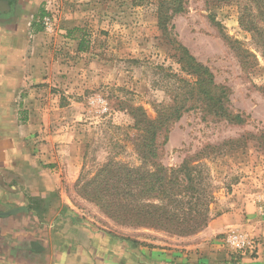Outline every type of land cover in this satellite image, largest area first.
Segmentation results:
<instances>
[{"label": "rangeland", "instance_id": "1", "mask_svg": "<svg viewBox=\"0 0 264 264\" xmlns=\"http://www.w3.org/2000/svg\"><path fill=\"white\" fill-rule=\"evenodd\" d=\"M246 2L185 0V10L173 14L171 34L165 35L158 17L167 8L166 0L41 1L42 15L36 21L42 51L39 98L42 111L51 115L28 144L35 142L47 150V159L37 158L40 167L54 168L56 173L54 169L51 173L70 179L64 192L70 197L73 223L49 230L51 239L47 230L41 234L36 229L39 238L14 250V261L140 264L144 260L134 255V249L181 248L182 237L219 218L222 222L214 223L209 241H218L234 256L264 254L261 139L238 147L223 144L204 160L214 199L207 225L191 234L120 224L85 190V183L109 160L140 164L132 109L141 106L153 119L175 98L181 85L177 78L192 80L178 61L177 44L209 68L215 83L227 90L229 109L245 122L229 123L198 109L184 112L159 132L157 162L176 167L207 144L258 133L264 127V19H255V32L242 26L239 18ZM235 233L249 240L245 250L235 251L226 242ZM111 238L119 239L116 248Z\"/></svg>", "mask_w": 264, "mask_h": 264}, {"label": "crops", "instance_id": "2", "mask_svg": "<svg viewBox=\"0 0 264 264\" xmlns=\"http://www.w3.org/2000/svg\"><path fill=\"white\" fill-rule=\"evenodd\" d=\"M41 1L0 0V264H22L14 261V250L35 242L37 232L47 230L51 239L52 230L73 223L70 197L64 192L70 179L51 173L54 168L40 167L37 158L47 159V150L28 144L51 115L42 111L39 98L42 51L36 21L42 15ZM220 221L182 237L181 248H138L134 255L144 260L140 264H264V254L234 256L218 241H209L214 223ZM118 242L110 240L114 248Z\"/></svg>", "mask_w": 264, "mask_h": 264}, {"label": "trees", "instance_id": "3", "mask_svg": "<svg viewBox=\"0 0 264 264\" xmlns=\"http://www.w3.org/2000/svg\"><path fill=\"white\" fill-rule=\"evenodd\" d=\"M247 1L243 6L245 11L240 14V24L255 32V19H264V0ZM166 2L167 8L159 12L158 25L165 35H169L173 28L170 19L174 13L185 10V0ZM177 45L178 61L192 80L177 78L181 85L176 88L175 98L171 104L160 107L153 119L141 106L132 109L133 143L140 164L131 166L109 160L90 182L85 183V190L120 224L187 235L205 227L210 218L214 196L204 171V160L220 150L223 144L238 147L254 139L264 141V127L258 133L248 132L215 145L207 144L195 154L186 156L176 167L157 162L159 132L184 112L198 109L229 123L240 125L245 122L241 114L231 112L227 90L215 83L209 68L197 61L186 47ZM37 205V209H41Z\"/></svg>", "mask_w": 264, "mask_h": 264}, {"label": "built area", "instance_id": "4", "mask_svg": "<svg viewBox=\"0 0 264 264\" xmlns=\"http://www.w3.org/2000/svg\"><path fill=\"white\" fill-rule=\"evenodd\" d=\"M44 24H49V18H43ZM226 242L228 245L234 249L235 251H242L245 250L249 246V240L240 236L239 234H231L227 237Z\"/></svg>", "mask_w": 264, "mask_h": 264}]
</instances>
